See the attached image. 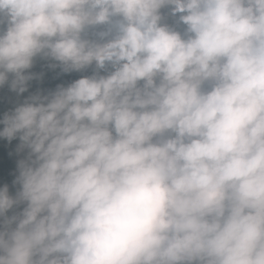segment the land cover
<instances>
[{
    "label": "clouds",
    "instance_id": "9594fccd",
    "mask_svg": "<svg viewBox=\"0 0 264 264\" xmlns=\"http://www.w3.org/2000/svg\"><path fill=\"white\" fill-rule=\"evenodd\" d=\"M0 264H264V0H0Z\"/></svg>",
    "mask_w": 264,
    "mask_h": 264
}]
</instances>
